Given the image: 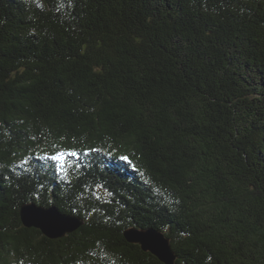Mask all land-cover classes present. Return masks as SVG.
<instances>
[{"label": "trees", "instance_id": "obj_1", "mask_svg": "<svg viewBox=\"0 0 264 264\" xmlns=\"http://www.w3.org/2000/svg\"><path fill=\"white\" fill-rule=\"evenodd\" d=\"M132 228L264 264V0H0V264H163Z\"/></svg>", "mask_w": 264, "mask_h": 264}, {"label": "water", "instance_id": "obj_2", "mask_svg": "<svg viewBox=\"0 0 264 264\" xmlns=\"http://www.w3.org/2000/svg\"><path fill=\"white\" fill-rule=\"evenodd\" d=\"M22 224L26 228L40 230L48 239H61L74 233L84 221L73 215H66L57 207L45 208L36 204H25L20 210ZM127 242L138 245L143 252L151 253L163 264H178L170 239L157 229L132 228L125 232Z\"/></svg>", "mask_w": 264, "mask_h": 264}, {"label": "snow or ice", "instance_id": "obj_3", "mask_svg": "<svg viewBox=\"0 0 264 264\" xmlns=\"http://www.w3.org/2000/svg\"><path fill=\"white\" fill-rule=\"evenodd\" d=\"M73 155H75V153H73ZM52 159H53V160H56V159H58V158L54 156V157H52Z\"/></svg>", "mask_w": 264, "mask_h": 264}]
</instances>
